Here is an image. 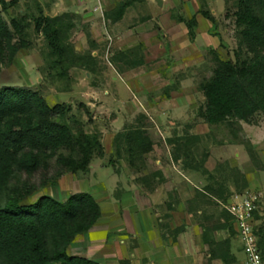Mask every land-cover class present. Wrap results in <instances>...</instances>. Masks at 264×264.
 Segmentation results:
<instances>
[{"label":"rangeland","instance_id":"rangeland-1","mask_svg":"<svg viewBox=\"0 0 264 264\" xmlns=\"http://www.w3.org/2000/svg\"><path fill=\"white\" fill-rule=\"evenodd\" d=\"M236 10L237 0H0L10 45L25 46L15 54L4 46L0 89L38 93L50 107H62L64 116L56 121L71 139L91 136L100 144L85 169L77 168L83 155L74 143L42 151L21 147L6 175L5 192L22 205L43 196L60 202L81 193L95 198L101 217L75 237L69 255L104 264L105 251L125 236L126 228L112 229L125 216L122 210L132 218L148 200L164 220L181 204L178 217L191 219L205 250L202 235L211 241L229 237L227 230L209 229L225 221L222 212L230 206L221 201V188L230 199L253 190L236 153L247 158V171L264 168V115L219 124L204 117L201 88L216 61L252 57ZM257 16L264 21V4ZM60 17L62 25H72L62 34L63 56L36 28L37 20ZM193 17L192 37L180 19ZM59 25L49 26L64 31ZM33 157L34 169L21 166ZM187 172L198 179L186 181ZM172 173L178 180L169 186ZM260 227L263 234L264 223Z\"/></svg>","mask_w":264,"mask_h":264},{"label":"trees","instance_id":"trees-1","mask_svg":"<svg viewBox=\"0 0 264 264\" xmlns=\"http://www.w3.org/2000/svg\"><path fill=\"white\" fill-rule=\"evenodd\" d=\"M263 4L264 0H237L236 24L252 57L244 62L216 61L213 77L201 88L205 98L204 117L210 124L222 123L229 117L249 122L257 114L264 115V21L257 16V9ZM64 17L69 18L68 15ZM61 22V17L40 19L36 21V28L51 38L54 53L63 56L67 51L61 42L62 34L72 25ZM180 22L193 37L197 25L195 17L189 21L180 19ZM57 23L64 31L50 29L49 25ZM13 26L18 29L14 22ZM10 43V30L0 21V63L5 45L14 54L25 47L23 44L14 47ZM69 52L75 55L72 49ZM61 108L58 105L50 107L38 93L27 89H0V264H99L67 252L75 237L86 233L101 217L100 207L92 195H73L65 202L43 196L34 204L22 205L18 198L5 192L6 175L18 162L16 152L21 147L42 151L74 143L83 155L77 168H86L94 146L100 147L99 141L83 135L71 139L65 126L56 121L64 116ZM20 164L32 170L38 163L33 157L28 163ZM221 190L220 199L227 205L231 193L227 189ZM4 197L5 201L1 203ZM222 217L225 221L209 230H227L229 237L211 241L202 235V239L210 260L226 263L230 256V240L236 231L227 210H223ZM261 231L262 227L254 228L264 263V233Z\"/></svg>","mask_w":264,"mask_h":264},{"label":"crops","instance_id":"crops-1","mask_svg":"<svg viewBox=\"0 0 264 264\" xmlns=\"http://www.w3.org/2000/svg\"><path fill=\"white\" fill-rule=\"evenodd\" d=\"M255 147L257 148L256 145ZM235 157L244 171L246 170L245 174L250 182L249 189L261 192L254 215V227L258 228L264 223V168L255 169L252 173L250 169L249 171H247L248 168L245 169L248 163L245 156L236 153ZM172 175L174 180L169 181V186L178 180L177 176L173 173ZM184 178L188 182L198 179L196 176H190L189 173L185 174ZM229 189L232 191V186ZM230 203L228 201V204ZM156 204L155 201L148 200L147 207L137 209L132 218L130 212L122 210L125 216L122 218L118 216L119 224L114 225L112 229L117 232L124 231V228L127 230L125 236H119L110 249L105 251L104 258L101 259L104 264H246L242 244L237 234L230 240L228 262L225 263L219 259L210 260L209 254L202 246L200 233L191 219L185 216L183 221L178 217L182 209L181 204L177 205V210L171 211L172 217L167 220L157 215L159 211ZM117 213L119 214V211ZM180 226V231H175Z\"/></svg>","mask_w":264,"mask_h":264},{"label":"built area","instance_id":"built-area-1","mask_svg":"<svg viewBox=\"0 0 264 264\" xmlns=\"http://www.w3.org/2000/svg\"><path fill=\"white\" fill-rule=\"evenodd\" d=\"M261 198L260 191H248L230 199L227 209L232 216L237 237L241 241L246 264H264L254 232V214Z\"/></svg>","mask_w":264,"mask_h":264},{"label":"water","instance_id":"water-1","mask_svg":"<svg viewBox=\"0 0 264 264\" xmlns=\"http://www.w3.org/2000/svg\"><path fill=\"white\" fill-rule=\"evenodd\" d=\"M231 201L229 200V203H230Z\"/></svg>","mask_w":264,"mask_h":264}]
</instances>
